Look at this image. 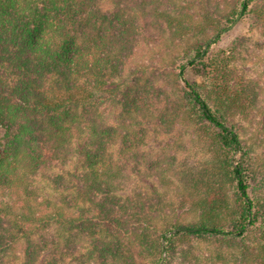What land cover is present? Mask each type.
Returning <instances> with one entry per match:
<instances>
[{"label":"trees","instance_id":"obj_1","mask_svg":"<svg viewBox=\"0 0 264 264\" xmlns=\"http://www.w3.org/2000/svg\"><path fill=\"white\" fill-rule=\"evenodd\" d=\"M0 126V264H264V0H0Z\"/></svg>","mask_w":264,"mask_h":264},{"label":"rangeland","instance_id":"obj_2","mask_svg":"<svg viewBox=\"0 0 264 264\" xmlns=\"http://www.w3.org/2000/svg\"><path fill=\"white\" fill-rule=\"evenodd\" d=\"M249 32V26L247 23L245 22H236L233 24V26H231L230 28H228L223 34L222 36L220 37V39L217 41V45L220 46V47H223V48H227L229 47L234 38L239 36V35H242V34H246ZM217 36L219 35V33L216 34ZM215 35V36H216ZM216 36V37H217ZM215 39V38H214ZM213 38L211 40H214ZM110 119V118H109ZM111 121L113 123H116V119L115 117H111ZM1 130H2V133H5V129L0 126ZM197 143H196V153H197ZM200 153H202V150L199 151ZM201 157V155H197L196 154V160H199ZM81 157L80 155L76 152V150L74 149V147H70V153L68 154L66 160L67 161H57L55 162L54 166H53V169H50L49 171H46L47 173V178H44L45 177V174L41 172L42 171H39L40 174H36L34 176H32V181H34V186L37 182L36 185L38 186H41V188L39 187V194L43 195L45 192H48L50 193V195L56 191L55 186H59V187H62L63 189H65L67 186H69L68 184H72L73 183V178H71V176L73 174H75V172H79L81 169H82V163H81ZM198 162V161H196ZM79 167L80 170H79ZM66 174V177L67 179L63 182H60L57 180H55L57 182V184L55 183V181L51 182V178L49 180V175L52 174V176H54L55 174ZM44 175V177L42 176ZM31 178V177H30ZM56 178V177H55ZM47 179V180H46ZM72 182V183H71ZM54 183V184H53ZM55 185V186H54ZM65 187V188H64ZM60 188V189H62ZM11 200V199H10ZM55 202V201H54ZM37 201L34 200L33 201V205H36ZM26 206V205H25ZM25 206H21L19 205L18 207L21 209V210H24V212H26V207ZM190 218V217H189ZM172 233H168V236H170ZM23 241L21 242L20 245L14 247V249L12 250V252L9 254L8 256V260H9V264H18L19 263V258H18V255L21 253V250H22V247H23ZM205 246V242L203 243ZM163 245H164V248H166V245H167V241L164 240L163 242ZM167 251H164V254H163V260L161 261V264H164L166 258H167ZM69 264H73L72 261L70 260L69 261Z\"/></svg>","mask_w":264,"mask_h":264},{"label":"water","instance_id":"obj_3","mask_svg":"<svg viewBox=\"0 0 264 264\" xmlns=\"http://www.w3.org/2000/svg\"><path fill=\"white\" fill-rule=\"evenodd\" d=\"M216 36H217V35H216ZM216 36H214V37H213V39H214V38H216ZM175 231H176V229H175V230H173L171 233H173V232H175Z\"/></svg>","mask_w":264,"mask_h":264}]
</instances>
